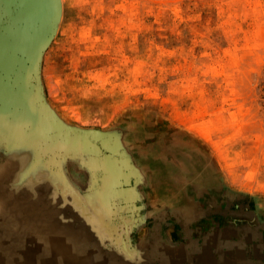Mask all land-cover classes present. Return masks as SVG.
Listing matches in <instances>:
<instances>
[{"label": "rangeland", "instance_id": "obj_1", "mask_svg": "<svg viewBox=\"0 0 264 264\" xmlns=\"http://www.w3.org/2000/svg\"><path fill=\"white\" fill-rule=\"evenodd\" d=\"M61 1L47 102L109 139L0 137V264H264V0Z\"/></svg>", "mask_w": 264, "mask_h": 264}, {"label": "water", "instance_id": "obj_2", "mask_svg": "<svg viewBox=\"0 0 264 264\" xmlns=\"http://www.w3.org/2000/svg\"><path fill=\"white\" fill-rule=\"evenodd\" d=\"M61 16V0H0V137L57 152L99 151L97 141L107 136L60 125L46 99L42 61Z\"/></svg>", "mask_w": 264, "mask_h": 264}, {"label": "crops", "instance_id": "obj_3", "mask_svg": "<svg viewBox=\"0 0 264 264\" xmlns=\"http://www.w3.org/2000/svg\"><path fill=\"white\" fill-rule=\"evenodd\" d=\"M54 59L56 58L52 59V63H49L46 59L44 60L42 66L43 74H47L46 82L48 83L47 86L48 90H50L51 95L57 96V90H60L62 95H64L69 89V82L65 77L64 73H61L60 70H58V65L55 61H53Z\"/></svg>", "mask_w": 264, "mask_h": 264}, {"label": "bare ground", "instance_id": "obj_4", "mask_svg": "<svg viewBox=\"0 0 264 264\" xmlns=\"http://www.w3.org/2000/svg\"><path fill=\"white\" fill-rule=\"evenodd\" d=\"M51 8H53L52 6H51ZM50 8V9H51ZM52 11V10H51ZM53 16V15H52ZM52 16L50 17V19L52 20L53 18H52ZM61 225V224H60ZM54 228V227H53ZM58 228V227H57ZM63 230V229H62ZM57 231H59V232H62L61 230H57ZM122 247V246H121ZM127 248V247H126Z\"/></svg>", "mask_w": 264, "mask_h": 264}]
</instances>
